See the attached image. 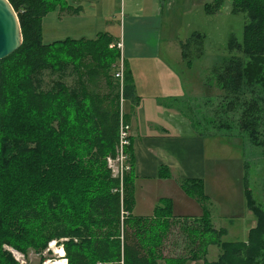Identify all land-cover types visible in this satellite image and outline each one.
I'll return each mask as SVG.
<instances>
[{"label": "trees", "instance_id": "trees-1", "mask_svg": "<svg viewBox=\"0 0 264 264\" xmlns=\"http://www.w3.org/2000/svg\"><path fill=\"white\" fill-rule=\"evenodd\" d=\"M8 1L17 13L22 44L0 60V264H18L5 245L37 252L51 241L62 245L66 264H264V212L253 207L245 184V202L256 218L245 241L222 239L227 230L213 226L201 179L180 183L202 203L200 217L178 219L168 205L150 216L133 214L130 171L120 178L106 162L115 153L120 123H129L121 99L136 100L126 66L122 87L113 75L120 55L117 39L101 32L92 39L44 44L43 17L57 7L61 14L75 15L80 6L66 0ZM222 3H205V13H217ZM231 13L244 14L243 35L238 41L230 34L227 49L242 56H229L211 69L223 92L218 105L239 113V129L264 146L259 136L264 126V0H231ZM203 41L199 31L180 41L182 58L189 63L199 57ZM129 150L130 144L125 152L131 164ZM181 220L195 227L181 228ZM176 225L192 253L167 258L163 247ZM209 246L219 249L213 261L206 258Z\"/></svg>", "mask_w": 264, "mask_h": 264}, {"label": "crops", "instance_id": "crops-1", "mask_svg": "<svg viewBox=\"0 0 264 264\" xmlns=\"http://www.w3.org/2000/svg\"><path fill=\"white\" fill-rule=\"evenodd\" d=\"M78 1L76 0L75 7L80 6ZM130 1L128 13L122 10L118 34L94 29L91 31H94L92 38L98 33L107 32L117 39V42H121L124 66L133 77L135 103L123 100L120 104L121 111L130 115L129 151L132 163L130 164L128 159L127 163L128 171L133 178V214L150 216L154 214L156 207L168 205L171 215L178 219L200 217L203 214L202 203L186 193L180 183L185 180L201 179L213 224V204L205 191L204 183L207 168L205 135L195 128L193 124L195 122L182 107L186 97V86L181 75L191 69L198 57L192 58L189 63L186 62L181 56L179 42L199 30H188L191 32H187L189 34L184 40L173 38V25L166 27L161 22L164 8H160V0ZM205 3L208 2L182 0L183 8L185 7L186 10L191 9V6L195 9L196 5L204 8ZM80 8V12L75 15H64L59 12V19L55 22L56 26L53 30V35H56L54 41L69 38L68 36L60 38L58 23L67 21L76 24L83 13L81 6ZM103 20L102 16L101 21ZM86 37L79 38L92 39ZM125 102L126 109L123 107ZM244 207V216L251 219L245 225L240 241L247 239L249 230L256 224V218L245 201ZM221 215L230 225L238 218L225 211ZM226 230L228 234V229ZM218 254L219 249L215 246L213 254L215 259ZM186 264H203V262L190 260Z\"/></svg>", "mask_w": 264, "mask_h": 264}, {"label": "rangeland", "instance_id": "rangeland-1", "mask_svg": "<svg viewBox=\"0 0 264 264\" xmlns=\"http://www.w3.org/2000/svg\"><path fill=\"white\" fill-rule=\"evenodd\" d=\"M66 1L67 4L75 7L76 0ZM205 1L212 2V0ZM137 2L140 1L137 0ZM78 3L82 7L83 13L77 23L73 24L67 21L58 23L62 39L66 36L69 38H79L80 36L92 38L94 37V31H91L93 29L109 31L114 35L118 34L122 10L124 9L128 13L131 1L79 0ZM160 8H164L161 18L164 26L173 25V38L184 40L185 36L191 32L188 30L193 29L199 30L204 35L201 55L192 64L191 69L181 75L186 86V97L182 107L183 111L189 114L195 122L193 123L195 128L205 135L207 168L204 183L205 191L213 204V225L217 228L228 229V234L222 238L224 241L242 240L243 229L251 219L244 216V184L250 190L253 207H259L264 212V146L257 145L244 130L239 129L237 122L239 113H227L226 110L219 108L218 104H220L223 92L210 73L213 67L221 66L229 56H242L241 53L229 52L227 42L230 34H233L238 41L242 40L244 14L231 13V0H223L219 11L215 14H207L203 7L197 5L195 9H192L191 6V9L186 10L185 7L183 8L182 0H160ZM100 16L104 17L103 21ZM58 19V7L43 18L42 42L44 44L54 42L53 38L56 35H53V30ZM163 36L165 37L164 33ZM217 105V112L214 113ZM123 107L126 109V102ZM52 127L58 129L60 126L53 123ZM259 136L264 137V126L260 128ZM32 146L37 147L38 144L34 142ZM115 156L114 153L112 157H108L109 160L106 159L107 167L110 169L115 166ZM224 211L235 218L238 217L232 225L221 215ZM179 222L181 228L182 226L195 227L190 224L192 222L190 220ZM176 228H180L179 225L173 228L172 236H169L163 247V254L167 258L192 253L188 241H181V233L178 235L179 232ZM58 245L57 243L55 247ZM55 247L51 245L49 249L48 245L47 248L37 252L29 248L25 253L11 245H5L4 248L18 264H43L47 259H57L54 254ZM214 250L215 246L209 247L208 260L215 259Z\"/></svg>", "mask_w": 264, "mask_h": 264}, {"label": "built area", "instance_id": "built-area-1", "mask_svg": "<svg viewBox=\"0 0 264 264\" xmlns=\"http://www.w3.org/2000/svg\"><path fill=\"white\" fill-rule=\"evenodd\" d=\"M116 47L119 50V58L117 61V64L115 66L114 69V78L118 80L120 87H122V82H123V74H124V62H123V58H122V44L121 42H116ZM123 101V99H121V102ZM120 102V104H121ZM130 144V133H129V125L128 124H124V123H120V127H119V134H118V143L116 146V156H115V166L111 171L114 175H118L120 178L122 177V174L124 171H128L129 170V166L127 163V155L125 152V148ZM108 160L110 158H107ZM57 244L56 241H51L48 245H49V249L52 246L55 247V245ZM60 250H63L62 245H58L55 247L54 250V254L56 255L57 258H62L65 260L66 264V259L64 258V253L61 255L60 254ZM54 260L51 259H47L43 262V264H46V262H51ZM24 262V261H23ZM22 264V263H21Z\"/></svg>", "mask_w": 264, "mask_h": 264}, {"label": "water", "instance_id": "water-1", "mask_svg": "<svg viewBox=\"0 0 264 264\" xmlns=\"http://www.w3.org/2000/svg\"><path fill=\"white\" fill-rule=\"evenodd\" d=\"M22 44V35L17 13L8 0H0V60Z\"/></svg>", "mask_w": 264, "mask_h": 264}, {"label": "bare ground", "instance_id": "bare-ground-1", "mask_svg": "<svg viewBox=\"0 0 264 264\" xmlns=\"http://www.w3.org/2000/svg\"><path fill=\"white\" fill-rule=\"evenodd\" d=\"M53 249V248H52ZM55 249V248H54ZM64 252H62V250H60V254L62 255ZM65 260L62 258H57L54 261L51 262H46V264H64Z\"/></svg>", "mask_w": 264, "mask_h": 264}]
</instances>
